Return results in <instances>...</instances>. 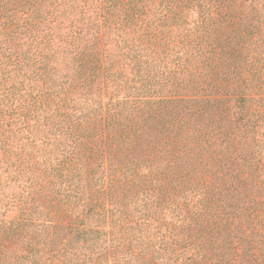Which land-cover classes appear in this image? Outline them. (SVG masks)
<instances>
[{"label": "trees", "instance_id": "obj_1", "mask_svg": "<svg viewBox=\"0 0 264 264\" xmlns=\"http://www.w3.org/2000/svg\"><path fill=\"white\" fill-rule=\"evenodd\" d=\"M0 264H264V0H0Z\"/></svg>", "mask_w": 264, "mask_h": 264}]
</instances>
